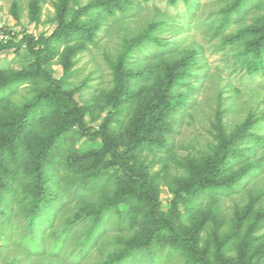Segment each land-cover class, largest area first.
I'll list each match as a JSON object with an SVG mask.
<instances>
[{
	"label": "rangeland",
	"instance_id": "rangeland-1",
	"mask_svg": "<svg viewBox=\"0 0 264 264\" xmlns=\"http://www.w3.org/2000/svg\"><path fill=\"white\" fill-rule=\"evenodd\" d=\"M100 1L111 3V10ZM233 2L69 0L62 13L61 0H0V42L18 43L24 34L48 38L76 14V25L83 29L53 41V53L40 65L54 79L64 76L65 65L69 68L62 91L82 124L53 106L28 130L14 177L1 180L7 190L0 203V264H195L183 246L163 241V232L127 253L154 231L147 204L136 200L109 210L91 242L83 244L91 219L71 224L69 219L132 187L152 195L159 216L173 218L177 211L175 224L195 235L197 249L210 263L237 261L246 243L250 264H264V57L262 68L250 72L244 55L264 20V0H246L236 9ZM123 53L126 94L113 104L112 65ZM34 61L24 47L0 50V137L20 108L48 92L49 83L41 79L3 85L15 74L32 72ZM172 67L182 79L167 90L171 108L156 122L160 134L153 139L158 142L131 149L135 123L161 96ZM156 114L146 115L136 136ZM217 117L227 136L237 134L236 148L243 153L218 179L242 180L230 192L188 195L185 188L204 161L219 151ZM67 123L65 138L51 150L47 165L58 199L31 224L23 189L30 159L50 132ZM104 123L115 147L82 136L98 132Z\"/></svg>",
	"mask_w": 264,
	"mask_h": 264
},
{
	"label": "trees",
	"instance_id": "trees-1",
	"mask_svg": "<svg viewBox=\"0 0 264 264\" xmlns=\"http://www.w3.org/2000/svg\"><path fill=\"white\" fill-rule=\"evenodd\" d=\"M245 1L246 0H234L232 8L236 9ZM68 2L69 0H61L60 9L62 13L65 11ZM97 4L108 8L109 11L111 10V3L107 4L103 1H100ZM62 13L60 15H62ZM76 17L77 14L76 16L74 15L67 26L54 32V34L48 38H43L41 36L35 38L31 35L24 34L18 43H14L12 41L0 42V50L8 51L11 49H19L24 47L33 56H35L33 71L28 74L19 73L9 77L3 84L5 89L9 88L13 84L22 83L26 80L41 79L49 83L48 92L46 94H43L41 98L36 99L35 101L30 102L26 106L20 108L14 115L13 119L9 123L4 124L7 127V133L0 137V203L4 200L3 192L7 190V185L1 182L3 178L2 176L6 175L8 177H14L13 174H15L18 164L23 159L22 153L28 145L27 132L30 130V127L45 117V115L51 110L53 106H56L54 108L55 112L61 115H74L75 118L80 115L70 104L69 95L62 91V86L65 82V77L68 75L69 68L66 65L64 66V76L59 79L51 78L40 68V65L44 62L45 58L48 57L49 54L53 53L51 45L53 41L66 39L69 36L71 37L75 32L79 33L80 31H83L82 28H79V26L76 25ZM244 55L246 58L249 57L246 63L247 69L250 72L257 71L262 68L264 57V20L257 29V35L245 47ZM126 57L127 53H123L119 60L112 65L115 82V94L112 97L113 104L114 101L126 94V83L124 81L126 77V72L124 71ZM172 73L173 67L167 74V76L170 78V82L162 88L161 96H159L155 102L145 106L142 114L139 117V120L135 123L134 131L132 133L131 149L140 148L143 143L153 145L158 142L153 139V134H157L160 130V126L157 125L156 122L157 120L161 119V116L165 111L171 108V102L168 100L167 90L173 84H180V80L182 79V73H180V75H173ZM152 112H156L157 114L146 124L144 134L141 136H136L142 124H144V122L147 120H145L146 115ZM79 118L80 119L77 118L76 121H80V124H82V117ZM68 125H70V123H67V125L63 128L50 132L41 141L33 157L30 159L31 170L29 173H27L26 183L23 189L25 195H27L29 198V208H26L25 215L31 224L38 220L39 214L48 212L58 199L54 190H52V187L49 185L51 178L47 174V165L51 163L49 160L51 150L53 148L58 149L60 140L65 138V130L67 129ZM247 126V123H245L243 128H247ZM105 127L106 125L104 123L100 126L98 132L89 133L88 131H84L82 136H84L90 142L99 139L104 145L115 147V141L106 137ZM215 130L217 132L216 136L220 144L219 151L213 157H209L204 161V164L198 170L197 178L190 185H188L187 188H185V191L188 195H193L195 192L202 190H222L230 192L234 190L233 186L236 184V182L242 180L240 177H237V179H229L227 181L218 179L222 172H224L230 166L229 164H233L232 160L240 159V157L243 156V153L236 148V142L238 140L237 134L227 136L222 128L220 117H217ZM6 159L10 161L9 165L5 164ZM249 173L250 171L243 173L245 174L243 179L246 178V174L248 175ZM127 177L129 179L131 178L129 175ZM132 180H134L133 177ZM178 198V193H175L174 200H177ZM128 200H136L140 204L143 202L147 204V221H149L154 226V231L150 232L148 236L142 238L139 243L130 246L127 250V253L134 251L139 246V244L140 246H146L150 244L155 235L158 236L161 232H163V241L170 244L176 243L183 246L186 250L187 256H189V258L195 264H250L251 258L247 255L246 243L242 246L237 261L232 262L230 260H220L216 263H210L204 254L199 252L197 249L198 243L195 235L182 233L175 224V219L177 216H179L177 211L174 213L173 218L167 219L159 216L160 214H158L153 209L154 198L148 191H142L140 187H132L130 190L121 192L113 200L100 205L98 208L72 217L69 219V224L79 219H91L92 225L90 227V232L83 242V244L87 245L91 242L93 236L102 226L107 212L112 208L117 207L120 203L126 202ZM142 210L140 212H142ZM141 214L142 213H140L138 216L140 217Z\"/></svg>",
	"mask_w": 264,
	"mask_h": 264
}]
</instances>
